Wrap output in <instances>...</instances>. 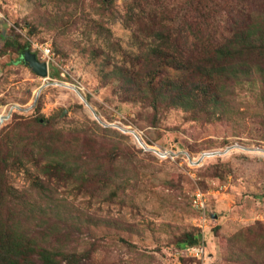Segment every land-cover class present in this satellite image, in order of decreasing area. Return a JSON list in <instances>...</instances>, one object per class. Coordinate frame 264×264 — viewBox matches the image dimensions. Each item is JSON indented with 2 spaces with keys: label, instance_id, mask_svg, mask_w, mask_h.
Returning a JSON list of instances; mask_svg holds the SVG:
<instances>
[{
  "label": "rangeland",
  "instance_id": "1",
  "mask_svg": "<svg viewBox=\"0 0 264 264\" xmlns=\"http://www.w3.org/2000/svg\"><path fill=\"white\" fill-rule=\"evenodd\" d=\"M262 9L264 0H0V116L9 113L0 136L17 128L21 145L37 137L41 144L33 147L36 162L26 157L24 168L6 173L16 193L26 194L24 223L45 233L56 224V236L78 254L89 250L92 264H251L248 257L259 256L256 246H245L239 234L253 224L264 229L261 81H243L235 96L226 97L225 113L198 119L181 107L155 112L125 100L110 72L133 65L130 57L152 45L156 32H149L158 23L175 29L204 20L203 28L223 39L241 27V15ZM46 42L53 54L45 78L19 51L26 45L47 61L40 47ZM38 118L42 125L34 124ZM132 131L150 148H142ZM86 133L99 149L82 163L85 177L84 171L110 169L103 149L121 153L106 183L49 179L44 165L68 157ZM156 148L178 157L162 158ZM209 151L214 156L199 163L181 155L197 160ZM197 189L206 192L205 222L192 203ZM187 233L204 243L203 259L182 255Z\"/></svg>",
  "mask_w": 264,
  "mask_h": 264
},
{
  "label": "trees",
  "instance_id": "2",
  "mask_svg": "<svg viewBox=\"0 0 264 264\" xmlns=\"http://www.w3.org/2000/svg\"><path fill=\"white\" fill-rule=\"evenodd\" d=\"M127 21L134 22L131 16ZM204 23V20L192 19V22L187 21L171 29L164 21L156 25L157 30L153 27L154 31L149 32L152 33L150 36L156 32L152 45L132 54L129 60L133 67L116 65L110 72L119 83L124 99L141 102L143 107L152 106L155 112L181 107L193 112L198 119H210L216 110L225 113L226 97L235 96L243 81L259 79L264 94V9L254 10L249 18L241 15V27L232 29V35L223 39L206 31ZM195 27L203 29L202 33H197ZM98 28L104 29L102 26ZM146 28L152 31V26ZM188 28L189 34L184 33ZM190 34L193 35L192 40ZM12 44L8 41L6 46ZM186 46L190 48L191 55L185 50ZM26 50V45H22L19 52L23 55ZM138 65L139 70H134ZM34 124L42 125L40 118ZM57 135L53 139L58 140ZM37 138L21 145L23 140L17 128L0 136V264H92L89 250L78 254L56 236L59 232L56 224L48 225L45 233L26 225L20 217L26 194L16 193L18 190L10 185L6 173L24 168L26 157L34 162L38 160L33 152V147L37 151L41 146ZM93 142L97 139L86 133L68 157H60L61 160L44 165L45 175L56 181L75 178L79 182L81 179L84 186L96 179H102L100 185L106 183L111 174L109 170L121 153L112 148L104 150L105 143H102L103 159L110 164V169L84 171L88 175L85 177L82 163L94 160L96 149H99ZM32 182V187L39 184L34 178ZM115 193H118L117 189ZM257 225L242 228L239 235L245 240V246L250 243L256 246L259 256L248 257L250 263L264 264V229L258 230ZM198 243L199 235L187 233L180 246L186 248ZM85 257L89 261L83 260Z\"/></svg>",
  "mask_w": 264,
  "mask_h": 264
},
{
  "label": "built area",
  "instance_id": "3",
  "mask_svg": "<svg viewBox=\"0 0 264 264\" xmlns=\"http://www.w3.org/2000/svg\"><path fill=\"white\" fill-rule=\"evenodd\" d=\"M41 50L43 51L44 56L47 58V64H48V68H49V60L51 55L53 54L52 52V47L51 45L46 42L45 44L41 45ZM46 78V77H45ZM80 95L82 96V99L85 101L84 96L80 93ZM9 116V113L7 115H1L0 116V122L4 121V119H6ZM134 136L138 139L140 145L142 148L144 149H149L150 147H147L146 145H144L141 142V139L139 138L138 134L135 131H132ZM235 147H240L239 145H234ZM234 146H230L226 149V152H228L230 149H232ZM155 152L157 153V155H159L162 158H168L171 157L173 159L178 157V153L175 151H163L161 149H154ZM225 150L223 151V153H226ZM184 153V152H183ZM215 152L214 151H209V152H204L199 159H194L193 157H190V155L187 154H182V157H185L186 160L192 161L194 163H199L205 156H211L213 155ZM184 155V156H183ZM214 156V155H213ZM192 203L193 206L195 208H197L199 211L203 212L204 214L201 215V217L203 218L204 222L207 219L206 216V206H207V197H206V192L203 191L202 189H197L193 195H192ZM181 252L183 256H187V257H194L195 259H203V257L206 255V248L203 242H200L198 244H194V245H189L186 248H181Z\"/></svg>",
  "mask_w": 264,
  "mask_h": 264
},
{
  "label": "water",
  "instance_id": "4",
  "mask_svg": "<svg viewBox=\"0 0 264 264\" xmlns=\"http://www.w3.org/2000/svg\"><path fill=\"white\" fill-rule=\"evenodd\" d=\"M24 61L31 67V69L38 75L47 77L48 64L46 61L40 60L38 56L30 49L26 50L22 55Z\"/></svg>",
  "mask_w": 264,
  "mask_h": 264
},
{
  "label": "bare ground",
  "instance_id": "5",
  "mask_svg": "<svg viewBox=\"0 0 264 264\" xmlns=\"http://www.w3.org/2000/svg\"><path fill=\"white\" fill-rule=\"evenodd\" d=\"M254 151V150H253ZM217 155H220L219 153Z\"/></svg>",
  "mask_w": 264,
  "mask_h": 264
}]
</instances>
